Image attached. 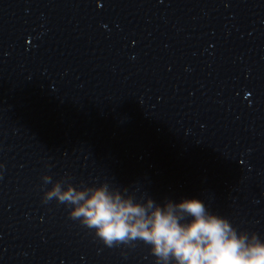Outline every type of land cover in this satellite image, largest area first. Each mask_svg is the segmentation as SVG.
I'll return each instance as SVG.
<instances>
[{
  "label": "clouds",
  "instance_id": "9594fccd",
  "mask_svg": "<svg viewBox=\"0 0 264 264\" xmlns=\"http://www.w3.org/2000/svg\"><path fill=\"white\" fill-rule=\"evenodd\" d=\"M42 179L45 185L52 184L44 192V202L70 206V219L94 230L109 248L143 242L156 264H264L259 235L238 231L199 199L167 200L161 205L150 197L137 200L127 188H113L107 182L77 188L68 180L53 183L49 175Z\"/></svg>",
  "mask_w": 264,
  "mask_h": 264
}]
</instances>
